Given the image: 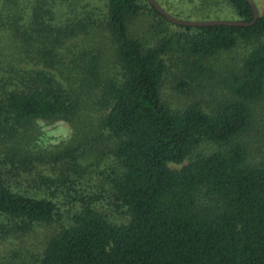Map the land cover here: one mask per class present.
<instances>
[{
    "label": "trees",
    "instance_id": "trees-1",
    "mask_svg": "<svg viewBox=\"0 0 264 264\" xmlns=\"http://www.w3.org/2000/svg\"><path fill=\"white\" fill-rule=\"evenodd\" d=\"M203 3V20L253 19L247 0ZM87 6L0 0V237L51 225L59 191L79 207L34 264H264V11L249 26H189L149 0ZM146 15L153 40L129 32ZM171 54L182 70L173 87L210 82L211 102L164 101ZM37 120L68 122L71 140L43 146L29 132ZM91 155L110 158L100 170L110 211L67 186L98 167ZM54 162L71 171L37 169Z\"/></svg>",
    "mask_w": 264,
    "mask_h": 264
},
{
    "label": "rangeland",
    "instance_id": "rangeland-1",
    "mask_svg": "<svg viewBox=\"0 0 264 264\" xmlns=\"http://www.w3.org/2000/svg\"><path fill=\"white\" fill-rule=\"evenodd\" d=\"M157 3L169 14L173 15L179 13L180 19L184 20H196L201 21L205 16L204 13L208 10L207 5L203 3V0H156ZM257 7L260 10L264 11V0H253ZM88 3V8L93 12H98V8L103 3V0H86ZM203 4L204 6L200 5ZM87 8V9H88ZM202 14H201V12ZM199 12V13H197ZM191 14V15H190ZM201 14L202 16L198 15ZM222 13L220 12L219 15ZM229 15V13H228ZM230 16V15H229ZM222 17V16H220ZM211 20H220L210 18ZM230 20H233L230 19ZM153 24H157L156 20L149 17V15L144 16V18L135 20L129 24V32L138 35L144 36L145 38H152L153 32L159 30H151ZM168 29L170 33H175L180 30L175 24L169 25ZM161 37V36H160ZM110 44H105V50L109 51ZM108 51L107 57H108ZM239 54V55H236ZM241 53L239 49L230 53H226L224 57H240ZM172 62L176 63V67L172 68L167 75L165 84L163 86V96L164 101L171 106L172 108L178 109L183 108L185 105L191 102H211L216 94V88L210 84L201 85L195 81L190 83L189 88L184 90H177L173 87L174 83L177 82L180 72H182L180 66L178 65V59L173 58L174 55H170ZM169 56V57H170ZM228 59V58H227ZM215 80V79H214ZM30 128V127H29ZM30 136H33L35 140L39 143L41 142L43 146H55V145H65L71 140L74 130L71 125L64 120H37L34 122L30 128ZM104 144V142L102 143ZM104 146H100L102 148ZM258 146L251 145V150L257 152ZM110 158L106 155L101 156L100 158L93 155L86 158V164L96 163L98 161V167H80V170H83L80 173H73L75 177V184H70L67 186H74L76 189H71V194L79 195H91L95 194L99 202L97 208L105 211H110V191L106 180L103 177L102 169L105 165L110 162ZM83 166H84V160ZM181 165L171 164L173 168H179ZM37 169L41 170L44 174H49L52 176H59L62 172L71 171L66 168V165L63 162H54L50 165H37ZM101 170V171H100ZM72 173V172H71ZM25 181H22V185L25 187H30V190H35L37 187L38 181L34 174L24 176ZM33 187V188H32ZM52 190L54 188L52 187ZM56 197L58 204L60 205V211L54 217L53 223L51 225L38 224L33 227V229L27 234H5L0 237V264H34L43 252L45 244L47 241L64 225L68 224L71 220V213L79 207L78 205H73L70 203L69 197L63 195L59 191L53 193ZM116 214V213H115ZM116 218H121V215H116Z\"/></svg>",
    "mask_w": 264,
    "mask_h": 264
},
{
    "label": "water",
    "instance_id": "water-1",
    "mask_svg": "<svg viewBox=\"0 0 264 264\" xmlns=\"http://www.w3.org/2000/svg\"><path fill=\"white\" fill-rule=\"evenodd\" d=\"M153 6L170 22L179 24V25H189V26H206V25H235V26H249L252 25L258 18L259 12L253 0H247L253 9V19L250 22L242 21V20H184L177 18L168 12H166L156 0H149Z\"/></svg>",
    "mask_w": 264,
    "mask_h": 264
}]
</instances>
